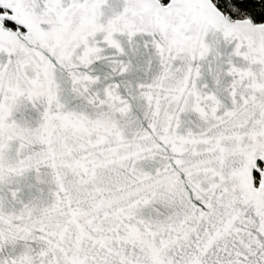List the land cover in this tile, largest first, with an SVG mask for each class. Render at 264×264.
I'll return each instance as SVG.
<instances>
[{
  "label": "snow or ice",
  "instance_id": "snow-or-ice-1",
  "mask_svg": "<svg viewBox=\"0 0 264 264\" xmlns=\"http://www.w3.org/2000/svg\"><path fill=\"white\" fill-rule=\"evenodd\" d=\"M0 264H264V0H0Z\"/></svg>",
  "mask_w": 264,
  "mask_h": 264
}]
</instances>
